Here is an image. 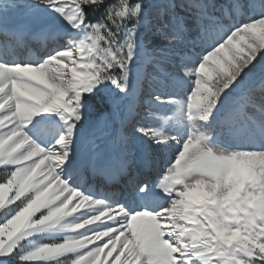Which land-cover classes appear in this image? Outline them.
Returning <instances> with one entry per match:
<instances>
[{
	"label": "snow or ice",
	"instance_id": "snow-or-ice-1",
	"mask_svg": "<svg viewBox=\"0 0 264 264\" xmlns=\"http://www.w3.org/2000/svg\"><path fill=\"white\" fill-rule=\"evenodd\" d=\"M0 37V264H264V0H0Z\"/></svg>",
	"mask_w": 264,
	"mask_h": 264
},
{
	"label": "bare ground",
	"instance_id": "bare-ground-1",
	"mask_svg": "<svg viewBox=\"0 0 264 264\" xmlns=\"http://www.w3.org/2000/svg\"><path fill=\"white\" fill-rule=\"evenodd\" d=\"M227 0H218V3H226ZM4 38L0 37V41H2ZM48 39H50L48 41ZM8 43H10L12 45V47H17L16 42L15 41H7ZM44 43V44H42ZM51 37H46L43 35H40L39 33H36L32 36L31 41L29 42V44L27 45L26 48H23L22 50V55H24L25 57L29 54V52L31 53H35L38 54L41 50L40 49H44L45 47L51 46ZM36 44H38V47L36 46ZM241 138L243 139V135H241ZM89 184H91L93 187H96L98 190L103 186V179L98 177L95 181H89ZM118 188H122L123 191V195L126 194V189L123 185H116L111 189H107V190H113L115 192V190H117ZM75 217H73L74 219Z\"/></svg>",
	"mask_w": 264,
	"mask_h": 264
},
{
	"label": "rangeland",
	"instance_id": "rangeland-1",
	"mask_svg": "<svg viewBox=\"0 0 264 264\" xmlns=\"http://www.w3.org/2000/svg\"><path fill=\"white\" fill-rule=\"evenodd\" d=\"M49 40H50V39H48V41H49ZM99 110H100V109L98 108V111H99ZM2 171H3V170H2V169H0V173H2Z\"/></svg>",
	"mask_w": 264,
	"mask_h": 264
}]
</instances>
